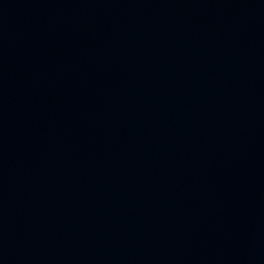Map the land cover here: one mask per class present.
Listing matches in <instances>:
<instances>
[{
	"label": "water",
	"instance_id": "obj_1",
	"mask_svg": "<svg viewBox=\"0 0 264 264\" xmlns=\"http://www.w3.org/2000/svg\"><path fill=\"white\" fill-rule=\"evenodd\" d=\"M0 264H264V0H0Z\"/></svg>",
	"mask_w": 264,
	"mask_h": 264
}]
</instances>
